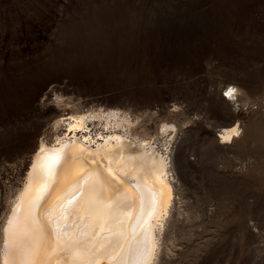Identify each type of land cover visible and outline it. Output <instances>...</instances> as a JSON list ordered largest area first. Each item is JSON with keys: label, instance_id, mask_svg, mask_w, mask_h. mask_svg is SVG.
<instances>
[{"label": "rangeland", "instance_id": "rangeland-1", "mask_svg": "<svg viewBox=\"0 0 264 264\" xmlns=\"http://www.w3.org/2000/svg\"><path fill=\"white\" fill-rule=\"evenodd\" d=\"M60 108L161 154L172 141L152 264H264V0H0V264Z\"/></svg>", "mask_w": 264, "mask_h": 264}, {"label": "bare ground", "instance_id": "bare-ground-1", "mask_svg": "<svg viewBox=\"0 0 264 264\" xmlns=\"http://www.w3.org/2000/svg\"><path fill=\"white\" fill-rule=\"evenodd\" d=\"M114 123L58 110L50 135L26 159V184L2 230L1 264H152L178 185L172 141L161 154ZM238 134L232 123L218 137L228 143Z\"/></svg>", "mask_w": 264, "mask_h": 264}, {"label": "snow or ice", "instance_id": "snow-or-ice-1", "mask_svg": "<svg viewBox=\"0 0 264 264\" xmlns=\"http://www.w3.org/2000/svg\"><path fill=\"white\" fill-rule=\"evenodd\" d=\"M235 90L234 89H230L228 93H226V95H231Z\"/></svg>", "mask_w": 264, "mask_h": 264}]
</instances>
